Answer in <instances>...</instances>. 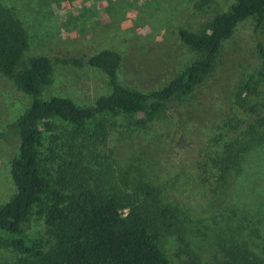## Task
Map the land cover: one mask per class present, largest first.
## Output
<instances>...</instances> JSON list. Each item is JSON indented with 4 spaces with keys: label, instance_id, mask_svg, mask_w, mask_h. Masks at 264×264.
I'll return each mask as SVG.
<instances>
[{
    "label": "rangeland",
    "instance_id": "rangeland-1",
    "mask_svg": "<svg viewBox=\"0 0 264 264\" xmlns=\"http://www.w3.org/2000/svg\"><path fill=\"white\" fill-rule=\"evenodd\" d=\"M193 1L0 0V6L18 20L27 38L18 68L36 56L87 58L110 50L120 57L117 83L147 93L163 87L199 58L176 34L178 29L197 32L207 23L211 13L194 12ZM213 1L224 12L235 0ZM256 40L264 47V24L257 32L251 20L236 26L222 42L211 72L185 102L182 110L188 115L173 108L172 114L159 117L149 135L127 126L124 118L111 116L106 121L109 137L104 153L90 146L87 152L80 151L85 156L82 165L94 176L102 171L116 175L135 162L139 167L135 176L143 177L158 191L159 203L176 211L184 245L174 234L164 246L173 264H188L193 256L201 264H221L229 260L228 250L233 246L263 256L264 127L256 129L259 144L240 154L237 170L217 187L199 183L204 147L196 137L225 114L238 83L257 70ZM109 93L108 78L102 71L54 62L41 97H64L84 107ZM254 99L264 115L263 97L257 94ZM29 103V97L17 90L11 78L0 74V205L14 192L9 175V161L16 152L13 124ZM242 119L254 124V118L246 113ZM57 125L61 128L56 131L69 129ZM63 145L57 140L55 151L76 160L77 149L67 150ZM40 229L34 219L29 235ZM17 257L13 249L0 247V264Z\"/></svg>",
    "mask_w": 264,
    "mask_h": 264
},
{
    "label": "trees",
    "instance_id": "trees-1",
    "mask_svg": "<svg viewBox=\"0 0 264 264\" xmlns=\"http://www.w3.org/2000/svg\"><path fill=\"white\" fill-rule=\"evenodd\" d=\"M192 9L211 13L207 23L197 32L178 29L176 34L199 58L163 87L142 93L117 83L120 57L110 50L87 58L36 56L18 68L27 38L18 20L0 6V74L30 99L13 124L16 152L9 161V175L14 192L0 205V247L13 249L18 257L3 264H173L164 246L174 234L184 245L176 211L159 203L158 191L135 176V162L116 175L102 171L94 176L82 165L85 156L80 151L90 146L104 153L108 117L120 116L127 126L149 135L159 117L172 114L173 108L188 115L182 108L213 69L222 42L245 20L253 22L254 32L264 24V0H235L224 12L213 0H195ZM254 46L257 70L238 83L225 114L207 125L203 135H196L204 147L201 185L225 182L237 170L240 154L260 142L256 129L264 127V115L254 97L264 99V47L258 40ZM54 62L102 71L110 93L84 107L64 97L42 98ZM243 113L254 118L253 125L246 124ZM57 123L69 129L56 131L61 128ZM57 140L64 149H77L76 160L55 151ZM34 219L41 231L29 235ZM262 253L257 257L233 246L229 260L221 264H264V243ZM188 264L201 263L193 256Z\"/></svg>",
    "mask_w": 264,
    "mask_h": 264
}]
</instances>
